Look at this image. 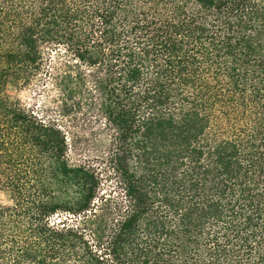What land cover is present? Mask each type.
Wrapping results in <instances>:
<instances>
[{"label": "trees", "instance_id": "1", "mask_svg": "<svg viewBox=\"0 0 264 264\" xmlns=\"http://www.w3.org/2000/svg\"><path fill=\"white\" fill-rule=\"evenodd\" d=\"M0 192V264H264V0H0Z\"/></svg>", "mask_w": 264, "mask_h": 264}, {"label": "rangeland", "instance_id": "2", "mask_svg": "<svg viewBox=\"0 0 264 264\" xmlns=\"http://www.w3.org/2000/svg\"><path fill=\"white\" fill-rule=\"evenodd\" d=\"M22 102L27 108L32 109L37 115L45 120H55L67 132L68 160L70 163L91 162L98 168L101 167L96 160L101 156L108 146V137L102 136L97 124L91 125L86 121L92 117L83 116L82 112L69 110V115L63 116L58 103V91L51 80L41 77L36 78L33 83L24 89L21 94ZM112 184L106 182L102 187V193L112 189ZM105 195V194H104ZM0 201L11 204L8 195L0 192Z\"/></svg>", "mask_w": 264, "mask_h": 264}]
</instances>
